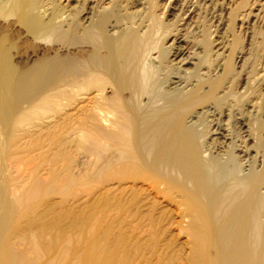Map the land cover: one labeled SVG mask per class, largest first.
<instances>
[{"label": "bare ground", "instance_id": "1", "mask_svg": "<svg viewBox=\"0 0 264 264\" xmlns=\"http://www.w3.org/2000/svg\"><path fill=\"white\" fill-rule=\"evenodd\" d=\"M70 1L0 0V264H264V121L241 123L236 72L237 20L263 22L264 0H232L226 43L204 22L196 63L173 26L157 41L156 0L141 25L118 0L82 18ZM241 128L263 150L247 174ZM79 191L99 196L69 207ZM173 226L186 254L157 237Z\"/></svg>", "mask_w": 264, "mask_h": 264}, {"label": "rangeland", "instance_id": "2", "mask_svg": "<svg viewBox=\"0 0 264 264\" xmlns=\"http://www.w3.org/2000/svg\"><path fill=\"white\" fill-rule=\"evenodd\" d=\"M72 1H70L71 3H69L72 4L71 5L73 8L72 14L77 16L79 15V18H82L83 16L86 17V14L89 13L90 15H92L95 12L96 4H102L103 1L105 0H89L87 2L85 11L82 12V14L80 13L82 10L81 8L82 5L80 4V0L77 1L72 0ZM196 1L156 0V4L158 6L156 10L157 11L156 15L157 17L160 18V20L162 19L163 22L165 23L164 25H166L165 26L166 28L159 31L157 41L160 42L161 45H166L168 43L167 46H169L172 43L173 39L170 38V40H168V38L164 35V33H168L169 31L171 32V29H169V27L170 25L173 26L172 30H174V32L175 30H178V33L180 34L179 35L180 39H183L182 37L186 36L187 43H183L181 45L183 46L186 45L188 51L190 50L191 53L192 52L194 53L193 56L191 57L193 63H196V60H198L199 58L195 56L196 54L200 53L199 49L196 47L195 38L199 36L198 33L202 30L201 27L202 24L206 22L210 27L213 35L212 36L213 41L223 42V43L230 41L231 39L230 33L227 32L228 16L230 11L234 9L236 6V3H234V1L232 0H200V2L199 0ZM118 2L119 4H123V6L127 7V9H129L131 13L137 14L135 20L137 24L141 25L142 22L144 23L147 22L144 16L145 14L142 11L144 6L138 5V4H147L146 0H118ZM60 3L67 4V2H64V0H60ZM263 3L264 1L261 4ZM192 5H193V9H192ZM191 11L193 12L191 13ZM240 19L237 20L238 26L236 30L237 33L241 35L242 40L241 39L240 40L242 41V43H244L243 45L245 51L248 49L249 44L251 42L252 43L250 47L251 51L248 52V54H246L245 56V59H247L246 65L241 64L240 65L241 68H238L239 66L237 67L236 72L240 74L238 75L239 86L237 93L241 95V123L245 122L248 125L252 126L256 122V119H262L264 121V83H262L260 79L262 73L264 72V44L262 43L263 41L262 35L264 34V21L261 22L260 24H256L257 26L252 24L247 27L246 25L244 29H241L242 30L241 31L239 28L241 23ZM253 26H255V28ZM255 33H257V35ZM172 36L175 37V35ZM252 37L254 38L252 39ZM178 61L179 60H177L175 63H177ZM252 68L256 69L255 74L254 73L251 74ZM184 69L187 70L188 75H192L194 66L188 65ZM184 74L185 73H182L181 75L184 77L185 76ZM231 103H232V99H230L228 104L223 107V112L225 113L223 117V121L230 127V130L233 131V127H232L233 120L229 118L232 115L227 111L229 110ZM217 118H219V116H217ZM206 120L209 121L212 119L211 117L209 119L208 117H206ZM260 129H262L260 130V132L264 134V125ZM253 133L257 135L259 133V128H257L255 132L253 129ZM257 139L258 136L251 135L250 137L249 133L246 132L245 129L242 130V128H241V142L237 144V141L240 140L238 138L237 139L235 138L236 145L241 146L238 148L239 151L237 149L238 153L237 151L236 153L237 154L241 153L240 154L241 172L244 174H247L254 167L260 169L261 167L260 165H262L263 150L261 148L259 149V147L255 144ZM99 188L103 189L102 187ZM79 190H81L80 187ZM90 192L91 191L87 193H83L82 191H79V194L69 197L67 201L68 206L76 209L81 208L83 207V204H86L89 201L92 202L93 200L98 198L99 194L95 198L88 197V194ZM59 198L60 197H54L51 202H59ZM160 202L162 203L161 207H163V210H166V208L168 209V203H169L168 200L161 198ZM173 213L176 212L174 211ZM134 235L141 236L142 238L145 237L146 239L149 240L145 244V253L147 254L150 253L151 249L153 248L152 245L153 241L151 239L152 237L150 232L149 231L135 232ZM157 237L159 238L161 245L167 246L168 245L167 243L172 244L175 247L176 251H178L179 253L182 252L183 254H186L190 247L189 238L187 237L186 234H180L179 227L176 226H173L169 229L163 228L159 230L157 233Z\"/></svg>", "mask_w": 264, "mask_h": 264}]
</instances>
